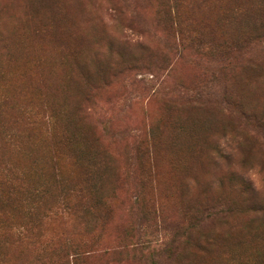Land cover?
I'll list each match as a JSON object with an SVG mask.
<instances>
[{"label": "rangeland", "instance_id": "obj_1", "mask_svg": "<svg viewBox=\"0 0 264 264\" xmlns=\"http://www.w3.org/2000/svg\"><path fill=\"white\" fill-rule=\"evenodd\" d=\"M52 113L97 208L14 212L0 264H264V0H0V124Z\"/></svg>", "mask_w": 264, "mask_h": 264}, {"label": "trees", "instance_id": "obj_2", "mask_svg": "<svg viewBox=\"0 0 264 264\" xmlns=\"http://www.w3.org/2000/svg\"><path fill=\"white\" fill-rule=\"evenodd\" d=\"M50 117L51 131L40 134L10 130L0 124V141L4 144L0 147H13L9 149L15 158L18 156L17 163L0 158V248L3 237L25 234L15 227L14 212L25 213L33 225L35 201L40 200L41 207L52 197L54 202L71 210L97 208V200L89 199L85 191H96L97 154L100 152L97 147H88V134L79 122L70 120L67 113H52ZM36 122L34 119L32 123ZM67 165L72 167L68 172ZM20 193L26 198L17 201L14 195ZM28 204L31 206L26 208ZM5 210H9L11 216L4 218Z\"/></svg>", "mask_w": 264, "mask_h": 264}]
</instances>
